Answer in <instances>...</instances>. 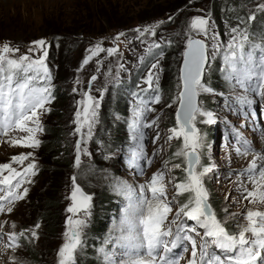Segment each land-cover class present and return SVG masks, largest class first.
Returning a JSON list of instances; mask_svg holds the SVG:
<instances>
[{"label": "rangeland", "instance_id": "obj_1", "mask_svg": "<svg viewBox=\"0 0 264 264\" xmlns=\"http://www.w3.org/2000/svg\"><path fill=\"white\" fill-rule=\"evenodd\" d=\"M166 1L170 0H0V49L7 44L13 50H19L6 53L5 55L9 58L19 59L20 56L28 52L29 48L33 47L34 41L42 37L45 28L49 30L58 23L63 24L73 12H77L79 16L81 12L78 9L80 8L89 7L90 9L91 7L105 11V6L110 3L115 8L114 22H127L125 25L112 27L115 23H110L102 17L97 24L93 23L92 33L84 35L86 38L82 37V41H77V44L80 45L78 57H76L77 53L68 54L66 52L69 48L71 52L75 44L66 43L65 40L62 41L61 38H58L57 45L52 46L49 39L44 40L47 42L48 52L46 64L55 77L57 95L59 94L56 102L60 99L62 102L55 114L49 113L54 105H51L43 113L37 112L41 130L36 131L34 135L40 141V146L43 130L49 124L56 125L65 131L66 135L62 146H65V142L72 145L65 151L68 156L72 157L73 162L72 170L69 172V193L66 198H61V214L56 232H48L42 215L38 213L37 202L32 198L33 195L31 196V194L36 197L43 196L46 189L42 178L40 176L38 178L39 146L26 147L23 144L14 145L12 143L13 140H21L22 137L28 135L26 132L11 134L3 140L0 145V164L8 163L12 167L20 169L24 164L34 163L36 170L35 175H32L28 181L26 180L27 183H24L20 190V193H23V190L27 188V194L22 199L13 198L18 203L5 216L3 229L16 231L19 234L23 233V235H20L21 239H17L19 242L15 248L5 249L0 254V264H58V251L65 242L64 234L70 227L68 225L69 217L85 222L82 227L77 229L81 233L82 243L74 254V262L78 257L85 255L84 249L92 238L94 222H98L101 227H105V232L100 244L95 249V255L100 259L101 264H106V254L103 251L117 252V248H114L117 241L112 242L109 247L108 242L111 237L109 232L113 233L111 221L118 214L117 199L112 195L111 188L112 183L121 176H124L128 183L142 185L150 174L163 173L162 183L168 192L173 194L172 198L165 197L166 200H171L172 207V212L168 213V220L165 223L167 224L175 216L177 206L188 199V193L177 194L175 188L177 183L183 182H177V178L186 177L183 169L187 166V160L183 155H176L177 152L184 151L183 138L169 139V137L172 135L171 129L177 127L176 110L179 107L178 97L182 90L180 69L183 66V53L186 50L188 38H199L205 41L209 51L213 44L217 46L216 59L213 60L209 57V66L205 69L202 77L204 85L210 87L212 92L201 93L197 97L201 109L211 112L214 121L210 124L204 123L202 121L207 118L198 116L196 122V127L202 137L201 142L204 145L199 150L201 162L213 169L204 180L209 193L207 203L217 219L223 224L233 222L234 227L230 229L233 234L238 233L240 226L246 225L245 216L249 209L264 211V203L258 201L253 204L245 199L248 192L256 190L252 181H259V176L252 177L253 172L244 171L248 169L254 158L264 154V136H261L260 130L253 123L235 127L229 134L225 130H217V121L222 114H225L226 118L230 117L232 124L246 121V118L244 120L243 118L236 119L227 114L228 109H224V101L219 94L221 89H216L218 86H223L224 90H228V84L234 76L233 74L231 77L223 76V69H226V65L225 61L220 62L222 52L229 48L232 29L239 30L236 33L235 45L237 47L243 39L240 33H243L245 29L247 37L252 39V46L264 45V35L260 31L255 32L244 27L243 21L232 19L218 21L216 10L220 9L211 0H201L182 18L174 19L173 23L166 17H151L139 21L140 17L146 15L155 6L162 10ZM190 1L188 0V4ZM148 2L152 6L147 7ZM262 4H264V0H248L246 2L244 11L248 23H255L259 16L264 14V11L259 10L258 7ZM191 10L194 11V14L190 13ZM198 15L210 20L211 27L207 37L203 33L197 34L190 29L192 18ZM249 17H255V19H249ZM150 26L154 27L155 35L149 32L138 39L140 33L136 30H143ZM213 32L216 34L214 40L212 39ZM121 33L123 35H119ZM249 41L247 40L246 43ZM61 43L68 44L69 48L62 52L58 62L57 48ZM154 44L167 45L168 53L143 67L140 63V56H145L150 49L155 48L152 47ZM97 45L104 51H97V55L93 56L87 65H83L84 59L91 55L89 50H96ZM113 47L117 48L118 52L109 56L106 50ZM256 55H259L257 63L248 65V67H252V71L259 73V84H264V77L261 76V73H264V68L261 67L264 52L257 51ZM82 56H84L83 59H81ZM157 62H159V66L157 70H154L152 85L160 89L161 96L154 108L155 126L154 128L149 127L147 136L150 133L156 138L159 133L160 138L156 143L150 144L147 149L148 152H153L149 160V166L152 169L142 176L134 174L132 171L127 172L123 168L120 146L119 148L112 147V135L103 133V129H107L110 125L113 126V130H118L119 136H121L120 140H124L126 131L122 120L127 105L124 94L127 93L123 94L124 88L119 85L131 82L137 76L145 79L151 65ZM57 67H61L59 74L56 73ZM93 76L97 78L92 80ZM155 76H158V80L155 79ZM215 79H221V82L218 83ZM73 89L76 91L74 92ZM84 93H89L99 103V108L91 130L87 124H84L81 131L77 132L76 113L80 111L81 118L83 117L82 105L79 102L85 99ZM31 123V126L35 128L36 124ZM214 127L215 135L208 134L210 136L208 138V130L211 131ZM239 131H242V134L239 135L247 141V144L237 137L236 134ZM110 132L112 134V131ZM77 141L81 142L78 163L76 161ZM232 147L236 148L234 152ZM258 149L260 152L256 153ZM253 150L254 152H252ZM170 152H173L172 156H170ZM28 153H31V156L24 160L25 163L12 159L14 156L27 155ZM175 162L181 163L179 168L174 167L177 165ZM73 178L82 191L92 197L90 208L87 211L84 209L74 213L67 211L73 203L70 199L74 187ZM259 190L264 191V187ZM106 194L113 197L112 203L105 204L103 198ZM50 195H52V191ZM148 198H151V194ZM214 198H220L222 201L218 209L212 207L215 202ZM41 206L42 203L40 208ZM37 224L39 228H35ZM32 230L37 233L35 238L31 235Z\"/></svg>", "mask_w": 264, "mask_h": 264}, {"label": "snow or ice", "instance_id": "obj_2", "mask_svg": "<svg viewBox=\"0 0 264 264\" xmlns=\"http://www.w3.org/2000/svg\"><path fill=\"white\" fill-rule=\"evenodd\" d=\"M258 7L259 10L264 11V4ZM249 19H255V17H249ZM210 27V20L204 16L198 15L191 20L190 29L197 34L203 33L205 37L208 36ZM136 31L140 33L138 39L149 32L155 35V29L151 26ZM238 31L237 28L232 29V39L229 43L228 52H232L233 56H235L234 45ZM119 35H123V33ZM240 35L243 37L239 45L242 54L244 44L248 40L247 30L245 29ZM215 38L216 34L213 32L212 39ZM46 45L47 42L44 40L34 41L33 47L29 48L28 52L20 56L19 59L9 58L5 55L12 51L18 52V49L13 50L7 44L0 49V113H2L0 129L7 132L8 129L15 127L28 133L21 140H13L14 145L23 144L26 147H37L40 144V141L34 135L36 131L41 130L37 112L43 110L50 99V89L47 87H31L30 85L36 80H51L46 65L48 56ZM152 47L159 49L160 45L154 44ZM257 47L264 49V45H253V48ZM216 49L217 46L213 44L211 51H209L205 41L188 38L186 50L183 53V66L180 69L182 91L179 93V107L176 110L177 127L171 129L172 135L169 139L173 137L183 138L184 151L177 152L176 155H183L187 158V166L183 169L186 177L183 182L177 183L175 188L177 194L188 193V203L183 204L176 211L175 216L166 224L168 213L172 212V207L171 200L164 198L163 173L152 175L151 181L147 185L151 193L150 199L147 194L136 197L130 186H121L119 191L125 195L128 201L121 220V230L122 233L126 230L127 234L118 238L116 247L122 249V255L129 256L124 264H179L177 258L179 253L176 250L183 248V251L187 252L188 245L191 247V254L187 259V264H264V211L249 209L245 216L246 225L240 226L238 233L233 234L226 230L224 224L217 219L207 203L209 193L204 180L213 169L201 162L199 150L204 145L201 142L202 137L196 127V122L198 116L207 118L202 121L204 123L210 124L214 121L211 112H205L201 109L197 97L201 93L212 92L210 87L204 85L202 77L205 69L209 66V57L213 60L216 59ZM89 51L91 55L84 59L83 65H87L91 58L97 55V51H104V49L97 45L96 50L90 49ZM106 51L109 56H112L118 52V49L113 47L108 48ZM248 59L251 61V53L248 54ZM224 61L226 71L231 77L236 71L235 60L225 54ZM158 66L159 62L152 64L148 75L143 81L149 89L152 87L154 70H157ZM261 67L264 68V59L261 61ZM261 76L264 77V73H261ZM96 78L93 76L91 79L95 80ZM155 79L158 80V76H155ZM14 82L15 87H13ZM239 83L241 87H244L243 79ZM256 87L260 91L257 92L256 88H253V94L264 98V84L257 83ZM73 91L75 92L76 89H73ZM84 96L85 99L79 102L82 105L83 117L81 118L80 111L76 113L77 132L81 131L84 124H87L89 130H91L99 108V103L89 93H84ZM155 100L158 102L159 96H156ZM237 100L249 108L256 103L247 96L237 97ZM151 102L147 101V103ZM141 103L145 102L141 101ZM148 110L150 109L138 108L134 113L130 127L133 129H137L138 126L150 127V124L141 125V118ZM30 121L36 124L35 128L28 126ZM236 135L244 144H247V141L239 133ZM157 138H159V133H157ZM80 143V141H77V163L80 159ZM29 156H31V153L14 156L12 159L22 163ZM132 156L133 165H135L136 159L138 156H142V152L137 153L134 151ZM257 159L264 161V156L254 158L248 169L244 170L249 173L259 171V181H252L256 190L248 192L245 197L253 204L258 201L264 203V191L259 190L264 187V183H262L264 182V164L258 165ZM35 167L34 163H29L23 172H19L8 163L0 164V171L6 169L9 173L0 178V186H7L6 194L0 196V202L11 201L13 198L22 199L27 194V188L20 194L13 192L12 188L20 186L21 181L19 178L22 176L29 173L35 175L33 171ZM174 167L179 168L180 165L177 164ZM73 184L74 187L70 197L73 203L67 211L74 213L80 209L89 210L92 197L86 195L79 186L75 185V178H73ZM144 187V185L140 186L142 192ZM3 210V204L0 203V211ZM8 211L11 212L10 207ZM189 221L192 223H188ZM84 223V221L73 220L69 217L68 225L70 227L65 232L66 240L58 251V264H75L74 254L82 243L81 233L77 229L82 227ZM35 228H39V225H35ZM9 235L10 238L15 239L14 234ZM20 235H23V233ZM31 235L35 238L36 231L32 230ZM145 254L146 258H141L145 257ZM112 256H115V253H106V264H116L111 258Z\"/></svg>", "mask_w": 264, "mask_h": 264}, {"label": "trees", "instance_id": "obj_3", "mask_svg": "<svg viewBox=\"0 0 264 264\" xmlns=\"http://www.w3.org/2000/svg\"><path fill=\"white\" fill-rule=\"evenodd\" d=\"M200 1L201 0H191L190 4H188V0L166 1L165 5L162 7V10L158 9V7L155 6L153 7V9H150V11L146 15L140 17L141 19H139V21L149 19L151 17H166V19L171 18V23H173L174 19L176 20L182 18L184 14H186L190 9L194 8V6ZM211 2L216 3L220 9L216 10V16L219 17L218 21L222 19H232L234 21L239 20L243 21L245 23L244 27L249 28V30L251 31H264V14L260 15L255 23H248V18L244 11V6L246 2H248V0H211ZM146 6L150 7L152 6V4L148 2ZM105 7V11L91 7L90 9L89 7H84L83 9L80 8L78 9L80 10L79 12H81L79 16L77 12H73L69 17L65 19V22L63 24L58 23L52 29L49 30L45 28V33L38 40L49 39L51 41L52 46L57 45L58 38H61L62 41L65 40L66 43L71 42V44H75L72 47L71 52L70 48L68 47V44L61 43L59 45V47L57 48L58 62L59 58L62 55V52H64V50H67V48H69V50L66 51L68 54L77 53L76 57H78L80 45H78L77 43L80 40H83L82 37L86 38L84 35L87 36L92 33L91 29L94 28L93 23L97 24L103 17L106 21H110V23H115L112 25V27H118L120 25L127 24V22H114V19L116 18V14H114L115 8H113L110 3ZM190 13L194 14V11L191 10ZM164 47L166 48V51L168 53L167 45H164ZM83 57L84 56H82L81 59H83ZM56 70V73L59 74L61 72V67H57ZM215 80L218 83L221 82V79ZM216 89H223V86H218L216 87ZM56 101L53 104V108H51V110L49 111L50 114H55L56 110H58L61 105L62 99H60L58 102ZM112 128L113 126L111 125L107 129L104 128L103 133L106 132L108 133V135H112V147H116L119 143V140L121 139V136H119L118 130H113ZM110 131H112V134ZM213 131V129L211 131L208 130L207 136L208 134L210 136H214L215 133ZM65 135L66 133L64 130H62V128L57 127L53 124H49L48 127L43 130V139L41 145L38 148V178L39 176L40 178H42V180L46 184V189L43 196L36 197V195L34 194H31V196L33 195L32 198H34V200L37 202V207L39 209L38 213L42 215L43 221H45L46 229L50 233L56 232L58 228L57 225L59 215L61 214L62 199L66 198V195L69 193V172H71L72 170L73 162L71 159L72 157L68 156L65 151L68 149V147H71L72 145H68L67 142H65V146H62V141ZM210 136H208V138ZM172 155L173 152H170V156ZM175 163L181 165V163L179 162ZM179 181H184V178H177V182ZM51 191L52 195H50ZM111 199L112 197L107 196L106 194L105 198H103V201L106 202L105 204H110L112 203ZM214 201L215 202L213 203V205H211L212 207L214 206L213 208L218 209L219 206L222 204V201L220 198H214ZM41 203L42 206L40 208ZM186 203H188V199L183 201L181 203V206ZM94 224L95 228L92 230V238L87 243L86 248L84 249L85 255L78 257L75 261V264H101L100 259L97 258V255H95V249L100 244L101 238L105 232V227H101L98 222H94ZM224 226L230 232V229L234 227V224L233 222H226L224 223Z\"/></svg>", "mask_w": 264, "mask_h": 264}, {"label": "water", "instance_id": "obj_4", "mask_svg": "<svg viewBox=\"0 0 264 264\" xmlns=\"http://www.w3.org/2000/svg\"><path fill=\"white\" fill-rule=\"evenodd\" d=\"M193 39H199V38H193ZM201 40V39H200ZM185 52V51H184ZM183 58H184V56H183ZM182 91V90H181ZM186 160H187V158H186ZM75 185H77V186H79L76 182H75ZM80 187V186H79ZM82 190V189H81ZM84 192V191H83ZM85 193V192H84ZM86 194V193H85ZM87 195V194H86ZM79 198V197H78Z\"/></svg>", "mask_w": 264, "mask_h": 264}]
</instances>
